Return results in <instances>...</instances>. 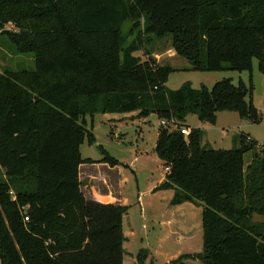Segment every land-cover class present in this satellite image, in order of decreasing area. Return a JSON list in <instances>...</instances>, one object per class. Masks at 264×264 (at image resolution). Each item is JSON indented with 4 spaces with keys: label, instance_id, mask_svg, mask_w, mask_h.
Here are the masks:
<instances>
[{
    "label": "trees",
    "instance_id": "16d2710c",
    "mask_svg": "<svg viewBox=\"0 0 264 264\" xmlns=\"http://www.w3.org/2000/svg\"><path fill=\"white\" fill-rule=\"evenodd\" d=\"M0 35L36 67L0 73V264H123L129 209L88 200L80 175L82 164L120 162L103 148L99 162L85 160L80 148L96 142L88 116L134 112L167 124L155 152L169 173L155 191L203 207V253L171 264H264V222L254 220L264 218V143L259 152L243 134L236 149L204 150L187 126L190 115L215 125L224 111L261 122L252 74L257 60L264 75V0H0ZM167 38L194 71L248 72L249 86L168 89L176 69L147 49Z\"/></svg>",
    "mask_w": 264,
    "mask_h": 264
},
{
    "label": "rangeland",
    "instance_id": "374dc122",
    "mask_svg": "<svg viewBox=\"0 0 264 264\" xmlns=\"http://www.w3.org/2000/svg\"><path fill=\"white\" fill-rule=\"evenodd\" d=\"M125 28L126 31L129 30L128 26ZM5 30L17 32L13 25L6 26ZM147 49L152 51L153 58L157 63L161 65L171 64L176 69L169 76L168 89L176 90L187 82H191L196 89H200L202 86L211 89L217 82L225 78L232 80L235 85H239L243 81L249 86L250 74L248 72L239 73L232 70H223V72L194 71L190 63L176 55L170 38L155 41ZM136 56L142 60L146 59L144 52H138ZM253 61L254 93L252 97L257 113L262 117L261 122L256 124L249 119L242 118L237 112L224 111L217 114L215 125L207 124V127H204L198 117L190 115L187 125L191 126L192 129L201 130L202 145L205 149H236L239 147L240 137L243 133H250L258 147L257 151L260 152V147L264 143V75L259 72V61ZM35 69L33 54H19L9 37L0 35V73H5L7 70L20 72L24 70L35 71ZM86 120H88L89 129L92 131L96 142L90 143L87 138L81 145L80 151L83 159L99 162L104 157L101 153V148H103L109 156L120 162L117 174L121 183L123 200L129 209L123 227L129 240L124 243L127 251V255L124 254V260L125 264H130L129 261L138 264V254L142 250L149 254L150 249L155 252L156 248L159 247L156 240L159 237L161 239L165 233L159 224L162 217L169 218V212L164 210L157 212L158 216H156L149 211L143 212L141 209L143 204L144 208L150 210L149 208L154 202L149 195V189L156 179H160L166 173L159 155L155 152L157 133L162 121L154 114L147 119L139 118L138 112L116 115L97 114L93 118L88 116ZM251 157L252 154L246 155V161ZM101 165L104 164H82L80 167L83 174L82 192L87 198L92 196L93 190L105 189L102 186V181L103 175L106 176V173L98 171ZM108 168L110 167L108 166ZM88 169H92L90 171L93 177L95 176L96 181L90 176L91 174L84 173L88 172ZM202 211L203 208L200 210L201 222ZM126 217L128 218L126 219ZM254 220L259 222L263 218L255 217ZM203 236V226L200 224L199 227L195 228L191 239L188 241L189 245L178 241L162 245L165 252L172 255L176 252L183 254L194 252L192 255H198L202 254L204 250ZM159 259V257L154 259V263L159 262L161 260ZM198 260V258L192 257L191 259H180L178 262L186 264V262L192 261V264H202Z\"/></svg>",
    "mask_w": 264,
    "mask_h": 264
},
{
    "label": "crops",
    "instance_id": "0c3cea01",
    "mask_svg": "<svg viewBox=\"0 0 264 264\" xmlns=\"http://www.w3.org/2000/svg\"><path fill=\"white\" fill-rule=\"evenodd\" d=\"M187 124H188V120H187ZM203 126L207 127L206 125H203ZM243 134L249 135L251 138L250 133H243ZM202 140H203V138H202ZM201 146L204 150L208 149V148L205 149V147L202 145V143H201ZM252 160H253V155H252L251 159H249L248 161H246V159H245V168L252 162ZM118 167L119 166H117L116 168H108L107 165H103V166L101 165V167L99 168L98 171L106 173V176L103 175L104 179L102 181V186L105 189L99 190V191L93 190V193H91V195L93 197L92 196L90 198L86 197L88 200H96V199L101 198L109 204H114V205L121 204L123 206H126L125 205L126 202L123 200V194L121 192V183L119 181V177L117 174V168ZM91 168H93V167H91ZM90 170H92V169H88V172L86 171L84 173L91 174ZM81 172L82 171H80L81 180H82L83 174ZM90 176L93 179L95 178V176L93 177L92 174ZM166 176H167V173H164V175L160 179H156L149 189V195L151 197V200L154 202V204L151 206V208H149L150 210H148L146 207L144 208L143 204L141 205V209L143 212L149 211L150 213H153V215H156V216H158L157 212H160L163 210L166 211L167 213L169 212V218H167V217L163 218L162 217V221L159 224L160 227H162V229L165 231L164 236L161 237V239L159 237L156 240V243L159 247L156 248L155 252L151 251V249H150V252L148 255L149 257H147V259L145 260V262L143 264H171L172 262H174V260L178 259V257L181 255H192L194 252L184 253V254L180 253V252L179 253L176 252L174 255H172L170 253H166L165 248L162 244H167L169 242L178 241L179 243L182 242V243L189 245L188 241L191 239L195 228L199 227L200 224L202 226V222L200 221L199 217H200V210L203 207L201 208L199 206L194 205L193 203H191V204L190 203H184L181 205H171V201H172V198L174 196V190H172V191H155V189L165 181ZM255 217L259 218V216H255ZM127 218L128 217H126V219ZM124 219H125V217H124ZM175 219H177V220L175 221ZM259 222H264V218H263V220H261ZM123 227H124V220H123ZM124 235H125V233H124ZM128 241H129L128 236L125 235L124 243H126ZM123 246H124V244H123ZM161 249H163V250H161ZM124 251H125L124 254L127 255V251L125 250V246H124ZM157 257H159L161 260L159 259L160 260L159 262L154 263L153 260L156 259ZM199 262H201V261H199ZM129 263L135 264L132 261L131 262L129 261ZM137 263H138V261H137ZM123 264H125V260H123ZM186 264H192V261L186 262Z\"/></svg>",
    "mask_w": 264,
    "mask_h": 264
},
{
    "label": "built area",
    "instance_id": "2783aa9c",
    "mask_svg": "<svg viewBox=\"0 0 264 264\" xmlns=\"http://www.w3.org/2000/svg\"><path fill=\"white\" fill-rule=\"evenodd\" d=\"M161 125H162V126H166L167 124H166L165 122H162ZM190 132H191V130H190V129H187V128H183V129L181 130V133H182L183 135H185L186 137H189ZM248 140H252V139L249 137ZM165 172H166V173H169V168H165ZM26 221H28V219H26Z\"/></svg>",
    "mask_w": 264,
    "mask_h": 264
}]
</instances>
